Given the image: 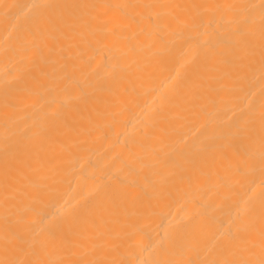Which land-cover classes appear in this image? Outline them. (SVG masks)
Here are the masks:
<instances>
[{
    "label": "bare ground",
    "instance_id": "bare-ground-1",
    "mask_svg": "<svg viewBox=\"0 0 264 264\" xmlns=\"http://www.w3.org/2000/svg\"><path fill=\"white\" fill-rule=\"evenodd\" d=\"M0 264H264V0H0Z\"/></svg>",
    "mask_w": 264,
    "mask_h": 264
}]
</instances>
